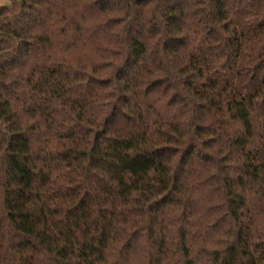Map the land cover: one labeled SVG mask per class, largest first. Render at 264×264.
<instances>
[{
    "label": "trees",
    "instance_id": "16d2710c",
    "mask_svg": "<svg viewBox=\"0 0 264 264\" xmlns=\"http://www.w3.org/2000/svg\"><path fill=\"white\" fill-rule=\"evenodd\" d=\"M0 264H264V0H0Z\"/></svg>",
    "mask_w": 264,
    "mask_h": 264
}]
</instances>
